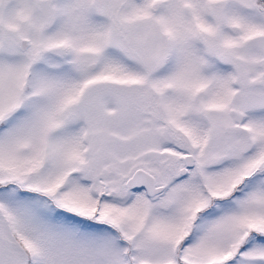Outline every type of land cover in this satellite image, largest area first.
I'll return each mask as SVG.
<instances>
[{"label":"snow or ice","instance_id":"snow-or-ice-1","mask_svg":"<svg viewBox=\"0 0 264 264\" xmlns=\"http://www.w3.org/2000/svg\"><path fill=\"white\" fill-rule=\"evenodd\" d=\"M0 264H264V0H0Z\"/></svg>","mask_w":264,"mask_h":264}]
</instances>
